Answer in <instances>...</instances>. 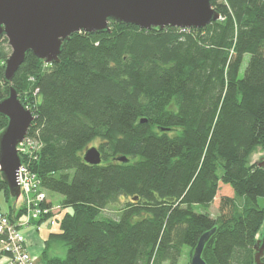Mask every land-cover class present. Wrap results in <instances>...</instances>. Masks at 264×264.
Masks as SVG:
<instances>
[{
	"label": "trees",
	"instance_id": "obj_1",
	"mask_svg": "<svg viewBox=\"0 0 264 264\" xmlns=\"http://www.w3.org/2000/svg\"><path fill=\"white\" fill-rule=\"evenodd\" d=\"M211 6L220 18L200 29L109 20V32L75 33L56 63L27 53L10 83L0 40V100L13 88L32 112L38 151L24 160L46 196L62 197L56 215L29 221L58 223L38 264H178L212 229L206 264H254L264 168L248 159L264 150V0ZM6 124L0 116V132ZM94 142L99 165L83 160ZM0 192L11 198L1 175ZM217 198L215 218L195 211ZM121 199L117 218L102 216ZM54 243L63 257L48 254Z\"/></svg>",
	"mask_w": 264,
	"mask_h": 264
},
{
	"label": "water",
	"instance_id": "obj_2",
	"mask_svg": "<svg viewBox=\"0 0 264 264\" xmlns=\"http://www.w3.org/2000/svg\"><path fill=\"white\" fill-rule=\"evenodd\" d=\"M211 0H0V40L5 37L10 54L3 78L10 83L26 54L31 53L46 64L58 62V56L75 33L109 32V20L139 29H200L219 20ZM0 116L7 119L0 132V175L10 197L19 196L18 167L22 162L16 147L26 137L34 120L32 112L10 88L0 100ZM89 165H99L100 153L90 147L83 153ZM125 162V158H118ZM255 163L264 168V154ZM215 229L203 233L193 249L190 264H206L204 246ZM254 264H264V222L254 246Z\"/></svg>",
	"mask_w": 264,
	"mask_h": 264
},
{
	"label": "built area",
	"instance_id": "obj_3",
	"mask_svg": "<svg viewBox=\"0 0 264 264\" xmlns=\"http://www.w3.org/2000/svg\"><path fill=\"white\" fill-rule=\"evenodd\" d=\"M19 158L22 159L18 167L19 197H22V208L25 211V220L11 222L8 216L0 209V259L4 264H38V261L28 250V243L20 229L29 226L31 219L47 216L58 209L57 206L47 208L42 206L49 200L40 186V180L32 172L25 157H35L38 151L37 143L26 137L16 147Z\"/></svg>",
	"mask_w": 264,
	"mask_h": 264
},
{
	"label": "rangeland",
	"instance_id": "obj_4",
	"mask_svg": "<svg viewBox=\"0 0 264 264\" xmlns=\"http://www.w3.org/2000/svg\"><path fill=\"white\" fill-rule=\"evenodd\" d=\"M248 60V56L244 57L243 60V64L241 66V70H240V76H242L244 69L246 67V63ZM90 147H97V142L92 143L91 145L88 146V148ZM264 154V150L259 148H256L254 150V152L251 153V155L249 156L248 159V163L249 164H253L255 163V160L257 159L258 156L263 155ZM220 194H225V195H229L232 196V193L229 191V189H220ZM47 199L49 201H51L54 205H56L57 207L59 206V204H61L62 202V197L60 195L57 194H51V193H47ZM126 200L121 199L119 200L118 203L111 205L109 207H107L103 212H102V216L108 217V218H117L118 216V208L121 207L123 205V203ZM23 203V199L22 197H19L16 199L12 198L6 200L3 193L0 192V209L1 210H12L14 209V211L17 210V208L22 205ZM240 205H242V202L239 203ZM258 205L259 206H264V198H259L258 199ZM195 211L199 212V213H207L209 216H211L212 218H215L218 215V198L215 199L208 208H203L201 206H197L195 207ZM58 212V210H56L54 213V215H56ZM20 218L22 219V221H24L25 215H22L21 217H18L16 220H20ZM264 222V221H263ZM38 227V229L36 230L37 227H33L34 230H36L37 232V236L41 239H45L48 237V235L50 233H56L58 232V223L56 221H54V219L52 218H48L46 220H44L43 222H41L40 224L36 225ZM256 239L258 240V233L256 235ZM50 250H55L56 254H58L60 257H63L66 253V249L65 247L60 244V243H54L51 246ZM182 255L181 258L179 260L178 264H190V255H191V251L189 249H187L186 247L182 248ZM40 256H38L37 258H35L36 261H40L41 258H39ZM0 264H4L3 259H0Z\"/></svg>",
	"mask_w": 264,
	"mask_h": 264
},
{
	"label": "crops",
	"instance_id": "obj_5",
	"mask_svg": "<svg viewBox=\"0 0 264 264\" xmlns=\"http://www.w3.org/2000/svg\"><path fill=\"white\" fill-rule=\"evenodd\" d=\"M3 212H6V211L4 210ZM20 220H21V218H20ZM36 225L37 224L35 223L34 225H29L28 227H23L22 229H20V231L25 236V239L29 245L28 250L31 253V255L34 258H37L38 256H40L39 258H41V253L44 250V240L46 238L41 239L37 236L36 230L38 229V227ZM33 227H37L36 230H34ZM50 249L48 252V254L50 256L60 257L58 254H56L55 250H50Z\"/></svg>",
	"mask_w": 264,
	"mask_h": 264
}]
</instances>
